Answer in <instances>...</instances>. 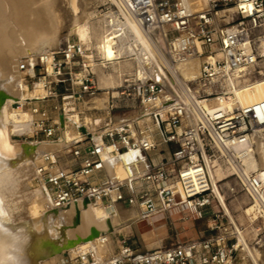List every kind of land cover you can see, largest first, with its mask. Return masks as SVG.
<instances>
[{"label":"built area","instance_id":"built-area-1","mask_svg":"<svg viewBox=\"0 0 264 264\" xmlns=\"http://www.w3.org/2000/svg\"><path fill=\"white\" fill-rule=\"evenodd\" d=\"M205 3L199 10L188 0H105L98 7L101 15L109 14L101 21V47L119 46L125 23L133 21L154 38L170 65L199 56L200 72L188 82V100L170 84V71L159 56L153 58L152 66L143 68L142 76L138 65L124 74L118 96L110 94V114L99 128L100 141L94 140L86 127V132L81 130L82 136L70 140L65 148L72 160L68 168L61 167L60 151L44 152L35 165L34 179L45 195L47 209L87 199L107 208L120 204L137 209L140 221L183 213V219L214 223L209 228L215 230L217 222L232 220L219 196V180H213L223 159L231 166L237 185L255 203L258 199L264 203V181L256 171L246 172V161L254 155V133L264 128V100L250 104L236 101L241 86L264 79L258 34L264 26V0ZM129 57L135 59V54ZM105 62L109 63L98 48L72 38L38 57L20 58L24 80L33 89L39 84L43 92L36 98L37 104L21 103L29 109V131L13 136L34 143L61 142L62 125L75 115L84 121L88 112L97 110L92 98L109 91L100 87L95 70ZM154 68L163 73L171 95ZM117 97L131 101L123 104L128 107L151 104L159 141L135 131L127 117L119 126H110L107 120L112 122ZM159 143L168 147L166 155L164 151L155 153ZM121 152L138 157L134 173L112 179L105 165ZM230 192L234 194L236 188ZM107 241V237H99L100 243ZM240 246L238 236L229 228L152 249L136 248L123 235L115 252L104 258L91 247L78 254L74 263L56 264H228Z\"/></svg>","mask_w":264,"mask_h":264},{"label":"bare ground","instance_id":"bare-ground-1","mask_svg":"<svg viewBox=\"0 0 264 264\" xmlns=\"http://www.w3.org/2000/svg\"><path fill=\"white\" fill-rule=\"evenodd\" d=\"M188 1L197 10L206 7L205 0ZM93 2V0H0V264H56L69 260L74 263L78 254L91 247L104 258L115 252L119 245L117 233L128 228L131 223L140 221L137 209H125L120 204L107 208L102 204L80 202L56 210L47 209L45 195L41 188L35 187L33 183L35 165L40 162L44 152L60 151L61 167L68 168L72 160L66 154L65 148L70 140L82 136L77 123L87 127L94 140L100 141L99 128L110 114V89L116 95V88L119 86L108 88L110 86L103 85L101 80L100 87L103 85L109 91L105 90L92 98V106L97 110L93 114L87 113L84 121L75 115L65 126L63 124L61 142L34 143L29 139L19 140L13 135L29 131L27 122L29 109L21 107V103L26 101L37 104L36 98L43 92L39 84L33 89L24 80V74L18 66L20 58L25 55L38 57L43 52L58 47L62 42L64 29L68 30L66 39L76 35L78 41L92 45L94 30L97 35L94 36L95 46L104 59L114 63L121 57L135 54L140 76L143 75V68L152 66L153 58L159 56L170 71L167 73L170 84L187 100L188 82L196 78L200 72L199 56L176 66L170 65L165 57L162 58L159 46L154 44V38L144 33L133 21L125 23V36L119 46L114 48L108 44L101 47L103 37L101 21L109 14L101 15ZM94 19L98 21L96 27ZM96 29L100 31L97 32ZM262 46L264 52V40ZM104 67H107V62ZM155 72L157 79L165 82L163 73H159L157 69ZM165 84L169 96L172 89L168 83ZM260 100H264V79L243 85L237 91L236 101L241 104ZM151 108V104H146L145 107L142 106L140 112L127 119L135 131L150 134L158 140ZM124 118L126 117L112 118L110 126H119ZM253 140L254 155L246 161V172L256 171L264 181V128L256 130ZM133 159L134 155L129 157L125 152H121L117 159L107 161L105 166L108 176L115 179L133 174V164L137 162H133ZM213 180L217 182L215 174ZM21 181L30 189L28 192L25 191V195L31 201L27 204L29 198L27 199L24 211L22 204H19L23 192L21 194L19 192L21 189L17 186ZM219 196L225 212L231 215L224 196L221 193ZM260 208L264 212V203L258 199V203L245 208V213L254 220L258 217L259 211L262 212ZM112 209V212L108 211ZM154 228L143 231L142 236L148 249L162 247V236L157 235L155 232L159 229L155 231ZM93 230L96 231L94 235ZM101 236L107 237L108 241L100 243ZM242 237H238L239 240L242 241ZM238 252L235 263L231 260L229 264H247L243 250ZM65 253L69 256L66 257Z\"/></svg>","mask_w":264,"mask_h":264},{"label":"rangeland","instance_id":"rangeland-1","mask_svg":"<svg viewBox=\"0 0 264 264\" xmlns=\"http://www.w3.org/2000/svg\"><path fill=\"white\" fill-rule=\"evenodd\" d=\"M93 5H95L97 8L104 3L105 0H93ZM99 2V3H98ZM99 9V8H98ZM93 22L96 25H98L97 19H94ZM98 28V26H97ZM100 29V28H99ZM97 32L100 31L96 29ZM102 31V29H101ZM68 32L67 29L62 30V41L66 39V33ZM261 41L264 40V26L259 30L258 32ZM96 33L93 30V43L92 46L94 49H96L95 43H96ZM72 39H77L76 35L71 36ZM78 40V39H77ZM261 51L263 52V46L261 44ZM137 61L135 59H130V57H121L120 59L116 60L114 63H108L107 67H102L101 65L96 66V74L99 79V84L102 80L103 85L110 86L108 88L117 87L121 84L123 81L124 74H128L129 72H133L134 69L137 68ZM101 88H104L103 86ZM118 91V88H116ZM113 93V90L110 89V94ZM118 96V93L115 95ZM131 103L129 100H124L122 97H117L115 99V104H117V108L111 111L112 118L116 117H130L134 114H137L140 112V106L138 104H135L134 107H128L123 104ZM96 110L92 112H88V114H93ZM111 123L110 120H107ZM16 138V137H15ZM157 138V137H156ZM19 139V138H17ZM20 140V139H19ZM159 141V138H158ZM168 147L165 144L159 143L157 150L155 153L159 154L160 151L162 154H167ZM137 156L134 155V161H137ZM216 177L219 180V184L221 186L220 191L221 194L225 196L226 203L229 207V210L231 212V219L229 222L225 219L222 223L217 222L216 226H219V228L215 230H224L226 228L232 229L238 237L243 236L240 244L241 246L239 249L243 252V256H245L247 264H264V212L262 209V212L259 211L258 217L254 220L249 217L247 213H245V208L248 207L250 204H256L252 197L243 189H241L237 184V179L235 178L234 172L231 168V166L223 159L220 162V165L216 168ZM34 186L38 187L37 181L34 179ZM18 189H21L19 192L22 194V198L20 201L22 204V211L23 208L26 210L27 204L30 203L31 199L27 198L25 195V191L28 192L30 190L29 188H26L25 182L21 181L20 184L17 185ZM21 187V188H20ZM34 188V187H32ZM231 188H236V192L232 194L230 192ZM25 189V190H24ZM23 190V191H22ZM26 199V200H25ZM27 199L29 200L27 202ZM27 202V204H26ZM24 204V206H23ZM28 207V206H27ZM125 209H134V208H127ZM109 212H112V210H108ZM225 211V210H224ZM223 211V212H224ZM183 213L181 214H174L173 218H169L167 220L155 217L151 219L150 221H137L135 223H131V225L128 228L120 230L117 234L119 236V239L121 236L125 235L128 237V240L130 243L134 245V247L139 249H147L146 248V242L143 235V231H147L149 229H153L154 226L156 228L155 232L157 235H161L162 238V246H170L172 244L178 243V242H184L188 240L193 239H201L208 237L212 232L215 230H211L209 228L210 225L214 224L212 222H208L207 220H201V221H192L188 219H183ZM155 223V224H154ZM159 225V226H158ZM215 226V224H214ZM162 230H161V229ZM239 231L240 235L237 233V230ZM127 230V231H126ZM161 231V232H160ZM163 231V232H162ZM142 233V234H141ZM162 233V234H161ZM238 250V251H240ZM236 252L232 261L235 263V259L239 252ZM65 256H67V253H65ZM229 264V263H228Z\"/></svg>","mask_w":264,"mask_h":264},{"label":"water","instance_id":"water-1","mask_svg":"<svg viewBox=\"0 0 264 264\" xmlns=\"http://www.w3.org/2000/svg\"><path fill=\"white\" fill-rule=\"evenodd\" d=\"M1 99H3V97H1ZM81 130L84 131V132H86L87 129H86V127L82 126L81 127ZM115 159H117V158H115ZM84 203H88V200L86 199L84 201ZM94 234H96V231L95 230L92 231V235H94Z\"/></svg>","mask_w":264,"mask_h":264},{"label":"crops","instance_id":"crops-1","mask_svg":"<svg viewBox=\"0 0 264 264\" xmlns=\"http://www.w3.org/2000/svg\"><path fill=\"white\" fill-rule=\"evenodd\" d=\"M160 218H163V219H165V220H167V219H169V218H166V217H162V216H159Z\"/></svg>","mask_w":264,"mask_h":264}]
</instances>
